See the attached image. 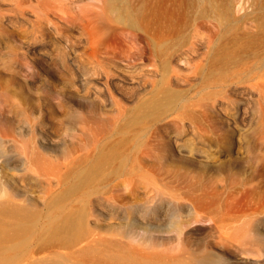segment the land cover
<instances>
[{
	"label": "rangeland",
	"instance_id": "1",
	"mask_svg": "<svg viewBox=\"0 0 264 264\" xmlns=\"http://www.w3.org/2000/svg\"><path fill=\"white\" fill-rule=\"evenodd\" d=\"M8 7V2L0 3V13L9 12ZM34 11L25 13L31 24L0 22V157L22 162L27 158L13 171L27 185L16 199L31 194L34 200L27 209L36 213L42 225L52 212L75 214L84 209L91 237L82 242L90 240L92 248L82 243L86 249H76L80 243L70 249L73 240L68 237V242L65 236L61 241L68 246L60 245L49 225L29 232L2 220L0 246L25 237L26 244L20 248L30 252L46 246L50 250L58 244L81 264H106V258L114 264L149 260L170 264L179 251L192 248L187 241L202 240L211 222L218 219L240 236L246 258L241 264L263 259L264 40L242 45L216 41L198 51H189L184 44L186 53L171 62L181 75L179 81L165 89L162 70L157 75L137 70L132 76H143L145 89L111 82L118 101L111 106L98 81L107 64L85 52L77 30H70L69 35L64 27L55 30L46 23L40 25ZM63 33L76 42L77 52L65 46L70 53L68 64L77 70L76 86H69L72 75L58 57L56 44ZM31 46L35 48L30 50ZM26 60L44 73L49 88L27 85ZM82 95L88 96L84 105L76 102ZM38 100L45 102L47 128L56 130L59 137L49 149L40 141L34 148L33 133L17 128L24 123L39 125L35 112L29 110ZM153 118H158L159 126L152 124ZM233 125L243 126L241 135L233 131ZM188 140L196 153L210 154L209 159L177 154L175 145L184 148ZM231 140L238 152L232 150L227 157L222 151ZM193 208L207 220L188 223V211ZM176 210H180L178 219L184 230L188 229L186 234H178L173 225ZM140 218L150 222L142 223ZM143 226L152 240H144ZM108 240L111 247L106 246Z\"/></svg>",
	"mask_w": 264,
	"mask_h": 264
},
{
	"label": "bare ground",
	"instance_id": "2",
	"mask_svg": "<svg viewBox=\"0 0 264 264\" xmlns=\"http://www.w3.org/2000/svg\"><path fill=\"white\" fill-rule=\"evenodd\" d=\"M5 2L9 4V12L0 13L1 23L14 26L16 23L26 21L31 24L32 20L25 13H31L34 9L35 19L40 25L46 23L49 28L55 30L64 27L69 35L70 30H77L79 37L83 39L80 45L83 49L85 48V52L99 63L107 64V67L100 73L98 81L102 84L101 91H103L104 100L108 101L111 106H116L118 103L114 91L110 87L111 82L114 85L131 84L139 89H145L143 76L139 78L132 76V72L137 70L145 71L151 75H157L162 70V74L166 77L165 89H168L169 84L179 81L181 75L171 62L182 57V53H186L182 49L184 44L189 45V51H198V47H208L216 41H219L218 43L225 41L239 43L238 41H240V45H242L257 38L264 40V0H0V3ZM164 30H167L168 33H162ZM60 38L62 43L56 44L59 49L58 57L63 69L72 75L67 80L69 86H76L78 81L74 75L77 70L68 64L70 53L65 49L67 46L71 51L77 52L76 42L67 38V34ZM32 48L35 46H31L30 50ZM14 49L11 47V50ZM1 50L0 47V52ZM25 59L27 58L25 57ZM26 65L24 78L30 88L33 89V86L37 88L50 87L43 72L37 71L36 67L28 60H26ZM144 65L149 68L145 69ZM161 65L163 69H161ZM84 70L88 71V69ZM116 91L121 94L119 90ZM87 97L84 95L77 97L76 102L84 105L82 102ZM74 108L77 110V106ZM29 110L30 113L35 112L39 119V125L18 124V132L27 130L31 131L33 135L37 134V137L31 136V140L34 139L32 146L36 148L35 142L40 141L43 148L49 149L59 137L56 135V130L47 128L49 115L46 113L45 102L40 104L38 100L30 105ZM151 121L152 124L159 126L158 118H153ZM232 129L241 135L243 126L233 125ZM235 141L240 143L238 137ZM232 143H234L232 140L227 142L225 151H222L227 157H230L232 150L238 152V146L234 147ZM182 146L184 148L178 145L174 147L176 153L181 156L196 160H207L211 156L208 153H196L194 144L189 140ZM26 160L27 158H24L22 162L21 159L11 157L0 159V221L11 223L18 230L24 229L29 232L36 230L38 226L49 225L52 228L53 237H56L55 240H58L56 242L60 245L69 244L61 241L65 236V240L68 242L73 240L72 243L70 242V249L80 243L89 246L90 240L87 243H85L86 241L82 242L91 235L90 230H87L86 227L88 213L84 209H79L75 214L71 210L67 213L52 212L51 218L44 220L42 225L36 213L29 212L27 209L34 200L31 194H24L25 198L16 199L22 191L26 190L27 185H24L22 179L19 180L13 171L21 163L23 165ZM179 214L180 210H176L174 214L176 217L173 216L175 219L173 225L179 230L178 234H186L188 229L184 230L185 225L178 219ZM5 217L8 220H5ZM205 220H207L205 215L198 212L196 208L189 209L188 223L205 222ZM140 222L150 221L140 218ZM132 223L130 224L132 225ZM209 227L208 235L200 241H187L186 244L192 248L179 251L175 255V262L170 264L243 263L246 258L241 253L245 249L240 248V236L236 235L231 227L223 223L222 220L214 219ZM145 228L143 226L144 230L141 234L146 235L144 240L150 241L152 234L145 233ZM6 234L11 236L7 232ZM68 237L71 239H66ZM93 238L92 240L95 239ZM259 238L260 236H258ZM25 240V237H19L15 242L8 240L7 243L0 246V264H81L79 263L81 260L73 261L74 259L67 255L68 249L64 252L60 250L62 247L60 245L57 247L58 244H53L50 250H45L46 246H39L36 251L29 252L25 249L26 247L20 248L26 244ZM97 240L100 241V239ZM109 240L106 242L107 247L112 245ZM56 242L54 241V243ZM95 242L92 241L91 244ZM81 244L76 249H83V247L86 249V246ZM103 246L105 247V245ZM101 254L98 253L97 256H101ZM106 255L108 254L106 253ZM94 257L96 258V254L92 257L93 262H95ZM105 261H107L106 264H114L109 258H106ZM145 262V264L149 262L152 264L154 261ZM154 263L158 264L159 262ZM256 264H264V258L256 261Z\"/></svg>",
	"mask_w": 264,
	"mask_h": 264
}]
</instances>
